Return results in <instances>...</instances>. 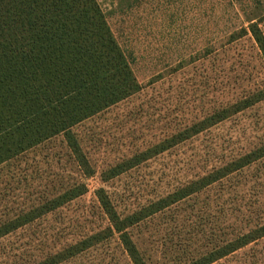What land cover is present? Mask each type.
Returning <instances> with one entry per match:
<instances>
[{
  "label": "rangeland",
  "instance_id": "374dc122",
  "mask_svg": "<svg viewBox=\"0 0 264 264\" xmlns=\"http://www.w3.org/2000/svg\"><path fill=\"white\" fill-rule=\"evenodd\" d=\"M96 1L141 89L73 128L93 176H82L62 135L0 168V192L10 190L6 203L13 208L29 199L28 194L51 192L52 188L57 191L74 182L85 185L87 193L81 199L45 218L35 230L37 233L50 226L58 228L59 242L79 239L103 225L95 200L99 188L124 194L128 204L135 200L143 203L163 192L166 183L171 186L188 173L197 172L188 169V173L158 182L160 188L156 186L160 174L167 175L175 168L171 166L173 162L187 159L196 149L209 143L222 147L224 151L216 149L208 155L210 165L223 158H219L221 153L248 149L264 140L262 101L173 152L117 180L101 183L103 171L135 151L144 150L164 135L204 119L257 89L264 93V63L250 35L243 32L246 21L255 19L264 33V0ZM11 175L29 178L28 185L9 184ZM263 215L264 159L129 232L150 264H181L187 256L215 245L221 231L231 233L230 227L243 223L248 216L254 220ZM31 233L34 232L17 233L0 242V256ZM70 264L128 262L114 236ZM215 264H264V239Z\"/></svg>",
  "mask_w": 264,
  "mask_h": 264
},
{
  "label": "trees",
  "instance_id": "16d2710c",
  "mask_svg": "<svg viewBox=\"0 0 264 264\" xmlns=\"http://www.w3.org/2000/svg\"><path fill=\"white\" fill-rule=\"evenodd\" d=\"M246 24L243 32L250 35L264 63V33L255 19H248ZM140 89L96 0H0V168L62 135L74 165L83 177H92L94 171L73 128L133 97ZM262 101L264 93L257 89L204 119L164 135L103 171L101 183L117 180L173 152ZM211 144L173 162L175 168L167 175L160 174L156 178L159 188L169 176L197 170L171 186L166 183L154 199L128 204L124 194L99 188L95 200L103 225L76 240L59 242L60 231L52 226L37 233L35 230L45 218L81 199L87 193L84 184L74 182L57 191L52 188L51 192L28 194L29 199L15 208L6 203L11 195L4 187L6 191L0 192V242L17 233H34L2 253L0 264H70L114 236L128 264H150L130 229L264 159L263 140L248 149L221 153L222 159L208 165L209 154L216 149L224 151L217 143L208 147ZM8 180L9 184L28 185L30 179L11 175ZM248 217L237 227L231 226V233L221 231L215 245L187 256L181 264H215L264 239V215L254 220Z\"/></svg>",
  "mask_w": 264,
  "mask_h": 264
}]
</instances>
